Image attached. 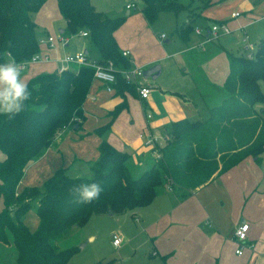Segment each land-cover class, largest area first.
<instances>
[{
	"label": "crops",
	"instance_id": "obj_1",
	"mask_svg": "<svg viewBox=\"0 0 264 264\" xmlns=\"http://www.w3.org/2000/svg\"><path fill=\"white\" fill-rule=\"evenodd\" d=\"M91 3L108 17H119H112L109 9L98 8L95 0ZM216 5L228 6V14H218L214 10ZM188 6L190 9L184 5L187 12L184 24L175 29L181 43L176 44L172 53L165 49L154 51L157 44L151 45L144 39L151 24L143 14L140 17L142 28L132 34V25L127 20L132 7L128 8L126 20L115 32V38L121 51L128 52L125 57L132 68L146 70L157 64L161 66L156 79H140L143 86L151 89L149 98L141 100L137 86L134 93L126 91L122 95L115 88L108 92L102 82L93 79L83 105L85 119L81 126L61 130L51 145L28 163L17 193L28 187L42 189L44 182L59 169H66L72 178L94 175L93 167L100 157L99 146L103 139L116 149L131 153L129 166L137 177L158 160L153 150L145 146L147 137L157 138L156 144L161 148L171 138L175 122H204L199 118L206 115L209 119L211 110L227 97L224 84L231 71L228 54L246 56V46L241 43L243 34L248 35L251 42L257 37V42L264 38V0H201L199 5ZM235 12H240V16L232 17ZM190 19L194 20L193 30L181 37L179 30ZM32 20L39 39L59 37L55 30L60 28V35L68 41H58L53 47L39 46V52L50 55L51 61L24 69L25 82L37 75L58 71L61 66L58 60L67 55L85 52L90 61L100 60L101 54L89 38L66 35L67 22L59 11L57 0H48L32 15ZM221 22L228 24L232 33L209 41L211 26ZM163 35L159 36L160 42L165 40L166 44H172L175 41L174 38L166 39L165 35L162 38ZM92 51H97L99 56L91 60ZM170 58L172 61H168ZM122 103H126L125 108L111 121L110 113ZM105 126L109 129L103 135L97 133L98 128ZM4 159L0 150V161ZM185 193L160 188L150 205L120 214V222H124V226L132 224L130 234L133 233L129 236V229L125 231L124 226L123 229L120 226L118 235L123 239L122 245L125 239L140 236L147 250L146 264H264V153L259 161L248 157L228 171L215 174L211 181L195 191ZM24 222L31 231L38 228L36 207L25 215ZM245 223L249 224L248 239L242 254L238 255L239 244L234 231ZM4 246L10 245H0Z\"/></svg>",
	"mask_w": 264,
	"mask_h": 264
},
{
	"label": "trees",
	"instance_id": "obj_2",
	"mask_svg": "<svg viewBox=\"0 0 264 264\" xmlns=\"http://www.w3.org/2000/svg\"><path fill=\"white\" fill-rule=\"evenodd\" d=\"M47 1L0 0V63L9 61L8 53L20 63L39 52L32 15ZM57 1L68 34L81 30L89 33L91 45L101 54L98 63L113 61L119 70L132 68L115 38L126 18L108 17L91 0ZM140 1L149 24L155 23L162 12L186 10L179 0ZM193 22L190 19L181 27V37L192 32ZM228 56L231 71L224 84L225 100L211 110L204 122H175L171 138L160 148L161 158L137 177L129 166L131 153L120 151L103 139L92 177L72 178L66 169H59L42 189L28 187L17 193L28 163L38 158L61 130L81 126L94 69L72 65L62 72L32 78L28 82L32 97L26 102L25 111L13 118L0 116V150L5 155L0 161V245H14L17 264H68L79 249H63L58 243L72 227H84L95 215H120L148 206L160 188L189 194L211 181L215 174L228 171L248 157L259 161L264 153V107L257 108L258 103L264 105V38L256 44L252 58L231 53ZM114 88L124 95L126 91L134 93L136 85L117 73ZM125 106L122 103L110 113L111 121ZM108 129L105 126L96 131L103 135ZM92 182L103 188L99 199L77 202L72 189ZM34 202L39 226L31 231L24 218Z\"/></svg>",
	"mask_w": 264,
	"mask_h": 264
},
{
	"label": "rangeland",
	"instance_id": "obj_3",
	"mask_svg": "<svg viewBox=\"0 0 264 264\" xmlns=\"http://www.w3.org/2000/svg\"><path fill=\"white\" fill-rule=\"evenodd\" d=\"M179 2L182 5H187V8L190 9V6H188L189 4L196 6L201 3V0H179ZM95 3H97L100 9H109L112 17H126V11L128 10L126 5L134 4L135 6L131 8V15L127 16V20H130V24L132 25L130 30H132L133 34L136 31H140L142 28L143 25L140 17L142 18L141 8L143 5L140 0H95ZM111 7L114 9H111ZM226 7L216 5L214 10L216 9L215 11L218 14L227 15L228 11ZM186 14L187 12L185 10H181L178 13L162 12L157 21L150 25L149 32L145 35L144 39L149 40L151 45L157 44L156 47H153L154 51L161 52L165 49L166 52L172 53L176 44L181 43L176 36L175 29L178 27L180 28V26L184 24L187 17ZM59 29L60 28H57L55 30L56 36L60 35ZM161 34H164L166 39L171 40L174 38L175 41L172 44H166L165 40L160 42L159 36ZM66 35L69 36L68 32H66ZM73 37L71 36L72 39ZM255 39L252 41L256 45L258 40ZM248 52L249 50H246L245 54ZM98 56L97 51L96 53L92 51L90 59H95ZM168 61H172V59L170 58ZM199 119L206 121L208 115L201 116ZM134 174L137 175L136 172ZM92 176L91 174L87 177ZM33 206L36 207V203H33ZM119 218V215L110 216V214H101L92 217L84 227L75 226L71 228L65 234L63 241L58 243L63 249L72 246H76L79 249V251L71 257L68 264H99V262L105 263L108 261H113V264H146V261H148V255L146 254L147 250L144 249V241L141 240L140 236L132 240L125 239L124 244L120 248L113 246V234H119L120 226L122 229L124 226V222L121 223ZM130 225L132 226V224ZM131 226H124L125 231L129 229V233H127L129 236L133 235V233L130 234V229H132ZM91 238L92 240H90ZM82 243H85V245L81 246ZM16 257L17 252L14 245L11 244L9 247H0V264H17Z\"/></svg>",
	"mask_w": 264,
	"mask_h": 264
},
{
	"label": "built area",
	"instance_id": "obj_4",
	"mask_svg": "<svg viewBox=\"0 0 264 264\" xmlns=\"http://www.w3.org/2000/svg\"><path fill=\"white\" fill-rule=\"evenodd\" d=\"M134 5H129L128 8L133 7ZM240 16V12H235L232 14V17H238ZM243 29V27L240 28V30ZM199 33V31L197 30ZM232 30L229 27L228 24L221 22V23H215L211 26L209 30V37L208 40H215L219 38L222 35H228L231 34ZM80 36L84 38L89 37V33L85 30H81L78 33ZM162 38H165L163 35ZM58 41L62 43H67L68 39L67 37H64L63 35H59V37L54 36H48L45 39H39L38 43L39 46L48 45L50 47H53ZM241 43L246 46V49L249 50V52L246 54L248 58H252L254 51L256 49V45L251 42L249 39V36L246 34H243L241 37ZM124 56L128 55V52L123 53ZM9 57V60H12L10 53L7 54ZM51 61L50 55H43L40 52L36 53L33 57H31L28 60H25L23 62H20L23 64L24 69H26L28 66L39 63V62H49ZM61 63L60 68L58 69L59 72L68 70L72 65H84L89 66L94 69V75L93 79L98 80L102 82L105 85V88L108 92H112L114 90V85L117 82V73H121L122 76L125 78V80L128 83L135 84L137 86V92L138 96L141 100H146L149 98L151 94V89L147 86H143L140 79L144 78L143 72L144 70L142 68H131L129 70H119L113 61H107L105 63H98V62H92L88 59V56L85 52H79L75 55H67L61 59L58 60ZM157 143V138L154 136H149L145 139V146L150 147L156 157L159 159L161 158L160 148ZM249 231V224H241L238 227H236L234 231V238L239 244V248L237 249L236 253L238 255H241L243 252V248L245 244L247 243V234ZM113 246L120 247L123 243V239L118 234H113Z\"/></svg>",
	"mask_w": 264,
	"mask_h": 264
},
{
	"label": "clouds",
	"instance_id": "obj_5",
	"mask_svg": "<svg viewBox=\"0 0 264 264\" xmlns=\"http://www.w3.org/2000/svg\"><path fill=\"white\" fill-rule=\"evenodd\" d=\"M24 67L15 59L0 63V116H18L26 109V102L32 97V90L23 79ZM264 93V86L261 87ZM264 106L257 104V108ZM102 186L98 182L80 184L72 189L79 203H91L99 199Z\"/></svg>",
	"mask_w": 264,
	"mask_h": 264
},
{
	"label": "water",
	"instance_id": "obj_6",
	"mask_svg": "<svg viewBox=\"0 0 264 264\" xmlns=\"http://www.w3.org/2000/svg\"><path fill=\"white\" fill-rule=\"evenodd\" d=\"M161 73V66L160 65H154L143 72L144 78H152L156 79Z\"/></svg>",
	"mask_w": 264,
	"mask_h": 264
}]
</instances>
